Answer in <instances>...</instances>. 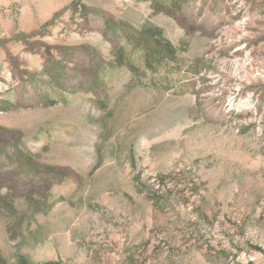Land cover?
I'll list each match as a JSON object with an SVG mask.
<instances>
[{
    "label": "rangeland",
    "instance_id": "rangeland-1",
    "mask_svg": "<svg viewBox=\"0 0 264 264\" xmlns=\"http://www.w3.org/2000/svg\"><path fill=\"white\" fill-rule=\"evenodd\" d=\"M7 264H264V0H0Z\"/></svg>",
    "mask_w": 264,
    "mask_h": 264
},
{
    "label": "trees",
    "instance_id": "trees-1",
    "mask_svg": "<svg viewBox=\"0 0 264 264\" xmlns=\"http://www.w3.org/2000/svg\"><path fill=\"white\" fill-rule=\"evenodd\" d=\"M0 264H7L6 259L2 255L1 249H0Z\"/></svg>",
    "mask_w": 264,
    "mask_h": 264
}]
</instances>
